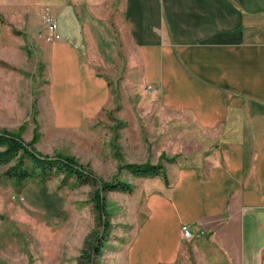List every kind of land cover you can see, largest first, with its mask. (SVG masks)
I'll return each mask as SVG.
<instances>
[{
  "label": "crops",
  "instance_id": "obj_1",
  "mask_svg": "<svg viewBox=\"0 0 264 264\" xmlns=\"http://www.w3.org/2000/svg\"><path fill=\"white\" fill-rule=\"evenodd\" d=\"M46 2L64 35L34 43L47 97L53 87V101L85 100L50 108L56 125L74 128L96 115L107 89L101 77L121 66L124 77L132 67L158 90L160 111L220 133L206 156L178 166L171 187L152 196L124 263L264 264V0H0L1 88L16 79L32 97L25 72L6 65L24 69L22 45ZM96 35H105L103 46ZM0 111L3 119L26 114L15 102Z\"/></svg>",
  "mask_w": 264,
  "mask_h": 264
},
{
  "label": "rangeland",
  "instance_id": "obj_2",
  "mask_svg": "<svg viewBox=\"0 0 264 264\" xmlns=\"http://www.w3.org/2000/svg\"><path fill=\"white\" fill-rule=\"evenodd\" d=\"M40 5L42 24L44 9L52 10L53 5L48 2ZM40 27L31 38L26 36L22 45L27 57L24 69L1 63L25 72L32 97L27 91H20L16 79L6 77V83L0 87V106L15 102L26 114L13 119L0 116V130L19 134L27 142L39 132L34 146L40 152L73 156L92 172V177L84 183L74 176L55 172L46 182L28 179L19 184L5 174L6 167L14 160L0 164V262L125 264L127 239L133 236L152 196L171 187L178 166L194 165L206 156L220 133L197 130L186 114L160 111V93L153 85L132 67L124 77L125 73L119 70L123 67L111 65L110 77H101L107 89L98 113L87 117L80 126L60 128L50 108L60 109L63 103L72 108L85 100L81 102L77 95L76 99L58 96L53 101V87L47 97L49 81L44 77L41 54L34 45L35 40H41ZM96 36L103 46L101 40H105V35ZM80 45L85 47L84 43ZM99 69L101 71L103 66ZM8 91L12 92V98H6ZM96 103L94 100L93 106H88L89 112L96 109ZM164 156L174 157V160L169 161ZM134 162L162 163L166 177L134 174L125 168ZM120 180L127 182L130 188L104 190L100 187L101 182ZM23 186L29 199L19 190ZM28 189L33 192L28 193ZM96 190H100L105 202L106 214L102 220L98 219ZM105 222L109 223L106 229ZM101 241V250L96 253ZM89 253L92 254L90 260Z\"/></svg>",
  "mask_w": 264,
  "mask_h": 264
},
{
  "label": "trees",
  "instance_id": "obj_3",
  "mask_svg": "<svg viewBox=\"0 0 264 264\" xmlns=\"http://www.w3.org/2000/svg\"><path fill=\"white\" fill-rule=\"evenodd\" d=\"M39 138V132L36 131L34 138L27 142L19 134L7 131L5 129L0 130V164H9L12 160L14 162L6 167L5 174L12 178L16 183H22L28 179L39 180V182H46L49 177L55 172H63L65 176H74L76 179L82 182H89L92 177V172L88 168H84L79 161L69 155H49L40 152L34 143ZM169 161H173L174 157L164 156ZM125 168L131 169L134 174L137 175H160L166 177L164 165L162 163H129ZM88 171V172H87ZM167 179V178H166ZM130 185L127 182L115 181L101 182L100 187L104 190L110 189H129ZM94 195L96 208L99 211L98 219H103L106 214L105 202L103 196H101L100 190H96ZM105 221V220H104ZM105 229L109 226L108 222H105ZM96 253H99L102 241L99 242ZM97 247V246H96ZM86 251L83 252L85 255ZM88 260L92 259V254L89 253ZM0 264H4L1 263Z\"/></svg>",
  "mask_w": 264,
  "mask_h": 264
},
{
  "label": "built area",
  "instance_id": "obj_4",
  "mask_svg": "<svg viewBox=\"0 0 264 264\" xmlns=\"http://www.w3.org/2000/svg\"><path fill=\"white\" fill-rule=\"evenodd\" d=\"M39 36L41 40L49 43L59 41L64 37L60 29V23L54 12L49 7L44 9L42 13V24L39 30ZM182 231L187 238H193L195 236L188 224L182 225ZM203 233L204 230L197 233V235L200 236Z\"/></svg>",
  "mask_w": 264,
  "mask_h": 264
}]
</instances>
